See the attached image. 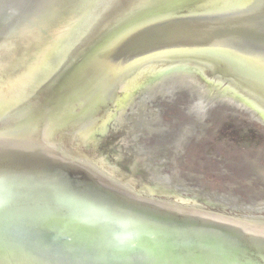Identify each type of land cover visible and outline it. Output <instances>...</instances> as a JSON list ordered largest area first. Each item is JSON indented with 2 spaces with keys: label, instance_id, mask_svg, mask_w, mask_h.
Returning <instances> with one entry per match:
<instances>
[{
  "label": "water",
  "instance_id": "1",
  "mask_svg": "<svg viewBox=\"0 0 264 264\" xmlns=\"http://www.w3.org/2000/svg\"><path fill=\"white\" fill-rule=\"evenodd\" d=\"M0 264H264V0H0Z\"/></svg>",
  "mask_w": 264,
  "mask_h": 264
},
{
  "label": "flooded vegetation",
  "instance_id": "2",
  "mask_svg": "<svg viewBox=\"0 0 264 264\" xmlns=\"http://www.w3.org/2000/svg\"><path fill=\"white\" fill-rule=\"evenodd\" d=\"M99 112V111H98Z\"/></svg>",
  "mask_w": 264,
  "mask_h": 264
}]
</instances>
